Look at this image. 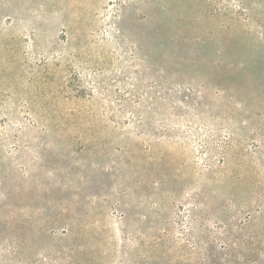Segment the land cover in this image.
I'll return each instance as SVG.
<instances>
[{
	"label": "rangeland",
	"instance_id": "1",
	"mask_svg": "<svg viewBox=\"0 0 264 264\" xmlns=\"http://www.w3.org/2000/svg\"><path fill=\"white\" fill-rule=\"evenodd\" d=\"M0 264H264V0H0Z\"/></svg>",
	"mask_w": 264,
	"mask_h": 264
}]
</instances>
